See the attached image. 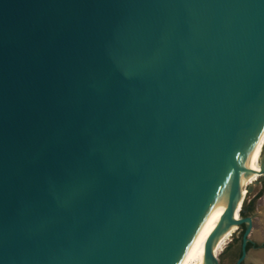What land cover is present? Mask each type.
<instances>
[{"label":"water","instance_id":"obj_1","mask_svg":"<svg viewBox=\"0 0 264 264\" xmlns=\"http://www.w3.org/2000/svg\"><path fill=\"white\" fill-rule=\"evenodd\" d=\"M263 120L264 0H0V264H178L228 183L240 264Z\"/></svg>","mask_w":264,"mask_h":264},{"label":"bare ground","instance_id":"obj_2","mask_svg":"<svg viewBox=\"0 0 264 264\" xmlns=\"http://www.w3.org/2000/svg\"><path fill=\"white\" fill-rule=\"evenodd\" d=\"M264 147V120L256 134L249 158L241 165L248 168L249 171L243 176L236 178L243 186V193L246 192V186L252 184L258 177V171L261 169L260 158ZM234 178V174H230ZM230 183L226 185L225 191L218 197L207 210L202 222L196 230L194 236L185 249L178 264H206L205 245L208 237L214 231L220 220L224 217L227 209L228 192ZM239 204L235 208L234 218L239 219ZM235 224H231L223 230L213 241V252L218 255L224 251L225 246L229 243V236ZM256 256V255H255Z\"/></svg>","mask_w":264,"mask_h":264},{"label":"flooded vegetation","instance_id":"obj_3","mask_svg":"<svg viewBox=\"0 0 264 264\" xmlns=\"http://www.w3.org/2000/svg\"><path fill=\"white\" fill-rule=\"evenodd\" d=\"M259 179H257L258 182L264 184V174H261L258 176ZM246 192L243 194V204H242V214L241 217H252L255 213V207L252 208V202H254L255 205V199H250L247 203L245 202ZM263 193L259 195V198H261ZM240 218V215H239ZM247 224L242 223L237 227L235 225L231 235L233 232L238 229L236 234L233 235V238L230 242V244L226 247L224 251V255H230V258L232 259L231 264H238V260L243 254V241H244V231L246 230ZM250 231L248 235V240L246 242V257L242 259L240 264H264V238L262 236H259L258 234H255ZM256 255V256H255Z\"/></svg>","mask_w":264,"mask_h":264},{"label":"rangeland","instance_id":"obj_4","mask_svg":"<svg viewBox=\"0 0 264 264\" xmlns=\"http://www.w3.org/2000/svg\"><path fill=\"white\" fill-rule=\"evenodd\" d=\"M259 176V175H258ZM259 179L257 177L255 181L252 183V191L246 194L245 202L247 203L250 199H255V213L253 215V233L258 234L259 236H262L264 238V184L256 181ZM263 193L262 197L259 198V195ZM241 217V216H240ZM236 225V224H235ZM235 227V226H234ZM233 227V229H234ZM232 229V231H233ZM238 229H236L235 232H237ZM233 233L235 235L236 233ZM232 233V232H231ZM233 235L230 234L229 236V243L224 248V251L226 247L230 244ZM224 251H221V253L218 254V258L220 261V264H231L232 259L230 258V255H224Z\"/></svg>","mask_w":264,"mask_h":264},{"label":"trees","instance_id":"obj_5","mask_svg":"<svg viewBox=\"0 0 264 264\" xmlns=\"http://www.w3.org/2000/svg\"><path fill=\"white\" fill-rule=\"evenodd\" d=\"M254 207H255L254 202H252V208H254ZM241 214H242V211H241Z\"/></svg>","mask_w":264,"mask_h":264}]
</instances>
